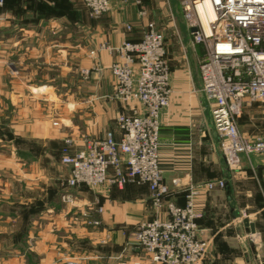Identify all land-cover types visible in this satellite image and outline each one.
Returning <instances> with one entry per match:
<instances>
[{
  "label": "crops",
  "instance_id": "0c3cea01",
  "mask_svg": "<svg viewBox=\"0 0 264 264\" xmlns=\"http://www.w3.org/2000/svg\"><path fill=\"white\" fill-rule=\"evenodd\" d=\"M143 3L125 10L112 5L111 26L128 17L133 21L130 32H113L109 25L95 29L88 15L78 12L83 7L79 2L73 13L70 10L67 30L60 28L58 15L42 13L44 17L30 21L31 10L17 0H7L0 8V147L9 149V155L0 156V264H154L134 247L133 234L141 222L165 217L168 201L184 206L190 188L196 192L198 235L209 240L201 264H237L245 255L247 230L240 213L264 202V154L223 158L209 101L188 63L183 69L170 67L169 103L160 112L159 166L168 193L158 206L151 202L148 186L136 181L122 187L65 183L69 172H62L60 162L63 139L100 137L108 129L118 137L114 118L124 110L110 99L114 56L100 51L95 69L96 60L88 51L104 40L139 41L144 20L138 10ZM78 24L80 30L74 27ZM82 68L90 69L87 77L81 75L90 89L85 102L74 92ZM60 84L74 87L64 106L55 88ZM256 106L246 110L262 117ZM19 151L22 155H15ZM218 179L224 180L223 188L203 185ZM88 219L100 223L93 226ZM248 244L255 255L249 239Z\"/></svg>",
  "mask_w": 264,
  "mask_h": 264
},
{
  "label": "built area",
  "instance_id": "2783aa9c",
  "mask_svg": "<svg viewBox=\"0 0 264 264\" xmlns=\"http://www.w3.org/2000/svg\"><path fill=\"white\" fill-rule=\"evenodd\" d=\"M4 1L0 0V6ZM82 1L90 15L97 16L108 12L113 1L130 0ZM201 4H207L213 15L203 20ZM182 6L191 42L203 48L199 91L209 101L223 158L229 161L240 153L264 154V137L245 138L236 122L243 105L264 104V0H183ZM112 50L119 59L110 67L114 80L111 99L124 107L116 117L119 136L109 130L100 137L64 138L60 159L69 169L67 185L110 183L122 187L136 181L148 186L151 202L158 206L168 193L159 166L160 112L171 93L164 36L151 21L139 41H124ZM203 185L223 188L225 182L209 180ZM195 193L190 188L184 206L168 201L165 217L137 226L133 245L152 263L201 264L204 260L209 240L198 235ZM97 211L102 208L98 206ZM91 223L100 222L92 219Z\"/></svg>",
  "mask_w": 264,
  "mask_h": 264
},
{
  "label": "rangeland",
  "instance_id": "374dc122",
  "mask_svg": "<svg viewBox=\"0 0 264 264\" xmlns=\"http://www.w3.org/2000/svg\"><path fill=\"white\" fill-rule=\"evenodd\" d=\"M17 1L20 3H24L22 7L25 10L26 9L31 10V12L29 13L30 15L28 14L30 21L37 20V18H39L40 16L44 17L43 15H45L46 17L56 16V15L60 16L62 20L61 24H63L61 25L60 28H62L63 30H67L68 29L67 27H70L69 26V18L71 14L70 10H72V13H73V8L74 6H76V2L81 3L82 4L81 6H83V7H78L79 8L78 12L81 10L83 11V13H86L88 15V18L93 22L94 28L97 30H101L102 28L105 29L108 27V25L111 26V16L113 14L111 11V8H112L113 3H116L117 5L122 6V9L125 10V8L130 5H136L138 8L139 4H141V2H144L142 4L143 6H140L138 10V16L144 20V31L146 30V24L152 21L156 24V27L163 34L164 43H165V57L169 65V76H170V70L173 67L183 69L185 68V64L187 65V63L192 68L193 76L194 77H197V75L199 76L198 67H199V63H200V60L203 54V48L199 45H193V43L191 42L192 40L188 34L186 21L184 19V14H183V8H182L183 0H130L129 2L113 1L111 3L110 10L108 12H105L97 16L90 15L89 10L87 9V7L85 6L82 0H17ZM42 13L44 14L42 15ZM75 13L77 12L75 11ZM121 19L122 20L120 22L116 23V26L114 27L111 26L110 29H113L112 30L113 32L132 31L131 27H132L133 21L128 17L127 18L124 17ZM74 27L80 30L82 27V24L81 25L78 24V26L76 25ZM112 31L110 32L112 33ZM143 33H142V37H143ZM124 41H130V40L124 39L116 43H110L105 40L98 42L96 45H94L93 48H91L88 51V54L90 57H92L95 60L97 59V54L100 51H107L110 54H112L114 56V59L109 65V71H110V67L112 63L118 61L119 59L117 52L112 49H115L116 47L120 46L122 42ZM130 42H136V41H130ZM109 48H112V49H109ZM97 62H98L97 60L94 62L95 69L99 68L97 67V64H98ZM89 74H90L89 68H82L78 72V90L74 92L78 93L77 95H78L79 101H84V98L86 97L85 94L90 93L89 92L90 89L88 88L89 89L88 91L85 84H83L82 82L83 79L81 76V75H84L85 77H87ZM110 74H111V71H110ZM70 87L71 86L64 85V84L63 85L60 84L59 86L55 87L57 93L62 99L61 101L62 104L66 101L65 99L67 98V94L70 93V91H73L74 87L72 89H70ZM113 87H114V80H113ZM91 91H92V94L96 93L94 89ZM112 92H113V89H112ZM111 95H110V99H111ZM253 104L258 105L254 108L256 109V111H259L261 115H263L262 117L260 116L257 117L255 116V113L253 111L246 110L247 108L252 107ZM119 113H117V115ZM117 115L114 118V123L116 127H117V124H116ZM57 122L56 120L53 121L54 124L55 123L57 124ZM236 122H237V126L239 130L242 131V132L240 131L242 135H245L247 138L249 137L251 139H255L258 137H264V104L260 102H252L250 104L243 105V107L241 108V112L239 116L237 117ZM109 130L113 131L112 129H108L106 131H109ZM1 135L2 134L0 132V136ZM67 137H70V136H67ZM62 153L63 152L61 148V154ZM5 155H9V149H7L6 147H0V156H5ZM15 155H22V154L19 151V154H15ZM60 162H61V159H60ZM61 165H62V172L65 173L66 170L69 172V169L67 166L63 165L62 163ZM67 179L65 183H67ZM67 195H70V194H67ZM71 200L72 199H70V196L66 197V201L70 202ZM256 205L258 206H254V208H249L247 210L249 212L244 211L243 213H240V216H245L248 218V220L255 221L257 228L254 233H250V231H248L247 234H245L244 236L245 240L243 243L246 248L244 251L245 255L243 254L240 255L237 261V264H246L245 259L250 264H264V202L263 203L256 202ZM252 209H257L258 212L257 213L251 212ZM87 224L93 225V223H91V219L87 220ZM248 239L252 241L253 246L257 250V253L255 255H253L250 251ZM239 252L241 253L240 250ZM72 262L74 261H69L68 264H73ZM75 263L78 264L77 262Z\"/></svg>",
  "mask_w": 264,
  "mask_h": 264
},
{
  "label": "water",
  "instance_id": "95a60500",
  "mask_svg": "<svg viewBox=\"0 0 264 264\" xmlns=\"http://www.w3.org/2000/svg\"><path fill=\"white\" fill-rule=\"evenodd\" d=\"M192 30H195V28H192ZM243 224L246 226V230L247 232L250 231V233H254L255 232V226L254 223L249 221L247 217L243 218ZM252 241L250 240V247L252 250H254V247L252 245Z\"/></svg>",
  "mask_w": 264,
  "mask_h": 264
},
{
  "label": "bare ground",
  "instance_id": "6f19581e",
  "mask_svg": "<svg viewBox=\"0 0 264 264\" xmlns=\"http://www.w3.org/2000/svg\"><path fill=\"white\" fill-rule=\"evenodd\" d=\"M198 8H199V11L201 13V16H202L203 20L206 17V15H208V16H212L213 15L211 8L207 4L206 5L201 4V5L198 6Z\"/></svg>",
  "mask_w": 264,
  "mask_h": 264
},
{
  "label": "trees",
  "instance_id": "16d2710c",
  "mask_svg": "<svg viewBox=\"0 0 264 264\" xmlns=\"http://www.w3.org/2000/svg\"><path fill=\"white\" fill-rule=\"evenodd\" d=\"M6 1H7V0H5V1H4L3 5H2V6H0V8H1V7H3V6L6 4Z\"/></svg>",
  "mask_w": 264,
  "mask_h": 264
}]
</instances>
